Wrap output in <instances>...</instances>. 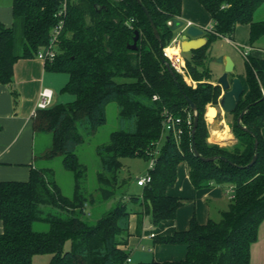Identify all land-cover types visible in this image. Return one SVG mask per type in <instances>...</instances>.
<instances>
[{
    "label": "trees",
    "instance_id": "16d2710c",
    "mask_svg": "<svg viewBox=\"0 0 264 264\" xmlns=\"http://www.w3.org/2000/svg\"><path fill=\"white\" fill-rule=\"evenodd\" d=\"M139 1L12 0L13 14L24 20V44L22 54H14L13 29L0 23V83L9 85L17 59L36 56L47 46L60 18L56 13L65 6L57 54L45 67L67 73L61 91L75 98L38 109L32 126L35 132L51 135L44 157L60 156L62 166L73 174L74 185L70 195L64 194L50 167H31L27 180H0V264H32L37 254L50 255L48 264L123 263L129 256L121 246L126 243L130 212L126 194L117 198L121 158L149 159L155 149L151 180L141 193L144 211L154 224L174 218L183 203L167 193L182 161L189 166L194 188L218 184L229 187L232 194L219 210V218L210 216L200 223L192 216L187 229L157 238L160 243L184 244V258L138 264H249L250 247L264 219V58L250 52L244 58L240 77L244 89L235 110L228 113L234 116L229 125L237 138L231 146L207 140L204 108L207 103L217 106L221 90L217 83L204 79H209L206 60L216 38L231 39L239 24H248L250 46L264 38V17H255L264 0H198L210 14L212 25L205 31L206 43L184 56L188 72L197 82L195 87L159 57L160 42L166 46L180 25L182 0ZM143 7L152 17L159 39ZM135 31L139 32L137 47L130 49L127 45ZM186 96L198 112L196 148L201 156L214 159L193 153L194 115ZM110 102L117 104L120 128L95 146L99 169L98 193L94 195L82 186L85 166L79 162L76 148L84 140L81 128L90 134L106 123ZM245 107L241 124L249 131L237 124ZM164 109L181 118L179 139L172 132H162ZM254 153L255 162L247 166ZM129 198L139 200L138 195ZM112 199L111 205L103 206ZM91 206L101 209L93 221L83 216L92 213ZM36 221L46 222L48 229L35 230Z\"/></svg>",
    "mask_w": 264,
    "mask_h": 264
},
{
    "label": "crops",
    "instance_id": "0c3cea01",
    "mask_svg": "<svg viewBox=\"0 0 264 264\" xmlns=\"http://www.w3.org/2000/svg\"><path fill=\"white\" fill-rule=\"evenodd\" d=\"M178 19L180 25L175 35L179 36L180 41L184 34L181 29L188 22L202 28L203 35L212 25L210 14L198 0H182ZM0 23L13 29V52L21 55L24 44V20L21 16L13 14L12 0H0ZM241 27L243 28L239 30ZM248 33V24H239L231 39L224 38L242 57L241 50L248 47L250 53L264 58V38L252 47L248 42ZM185 53L187 52H183V56ZM224 57V54L216 55V59L221 63L219 75L223 71ZM243 73L244 67L235 70L233 61L230 77L240 78ZM67 79V73L48 70L41 59L33 56L17 59L11 85L0 83V180L23 181L29 178L30 168L36 159L34 148L36 132L32 126V112L38 93L44 87L51 89L53 103H56ZM214 79L215 82L211 81L212 83H216V78ZM220 90L222 91L221 87ZM209 124L213 126L216 123L211 121ZM261 134L264 139V126L261 128ZM138 186L140 187L138 201L132 200L128 195L125 196L130 214L126 243L121 247L129 252L131 264L184 258L186 253L184 244L160 243L157 238L187 229L192 216L200 223L207 221L210 216L218 214L219 210L226 206L232 194L229 187L218 184L194 188L189 179V166L182 161L177 166L176 180L167 188V193L181 198L183 203L176 210L174 218L154 224L151 216L144 211L141 196L143 186ZM2 229L0 220V232ZM260 229L256 241L250 247L249 264H264V228Z\"/></svg>",
    "mask_w": 264,
    "mask_h": 264
},
{
    "label": "rangeland",
    "instance_id": "374dc122",
    "mask_svg": "<svg viewBox=\"0 0 264 264\" xmlns=\"http://www.w3.org/2000/svg\"><path fill=\"white\" fill-rule=\"evenodd\" d=\"M255 17H264V4H262L256 11ZM243 27L239 28L241 30ZM179 37V36H178ZM170 42V41H169ZM168 42V43H169ZM167 43V44H168ZM228 55L234 61L235 70L242 69L244 67V58L236 51V49L231 45V43L227 42L224 37H218L209 46L208 57L206 62L209 65V79H204V81H214V78L219 76V71L221 68V63L216 59V55ZM187 55V53H185ZM68 80V79H67ZM67 82V81H66ZM215 82V81H214ZM61 91V90H60ZM74 95L68 91H62V94H59L56 103H68L74 100ZM208 106H213L210 103H207L204 108V117H206L205 112ZM216 115L218 118V122L211 126L209 123L212 120H207L208 124V137L207 140L212 143H218L223 146H231L233 145L237 138L231 131L230 123L233 121V114H226L219 107L218 102L216 106ZM224 124L228 127L229 137L219 140L214 137L215 132L213 130H221ZM120 128L119 119H118V110L117 104L115 102H110L106 105V123L96 128L93 133H87L86 129L81 128V132L84 135V140L77 146L76 153L79 157V162L85 166V172L81 177L82 186L86 193L91 192L94 195H97L98 191L96 190L97 181H96V172L99 169V160L95 153V146L97 144H101L106 142L109 138V134L116 129ZM161 141L157 147H159ZM51 143V135L47 132H36L35 135V154L36 159L34 161L33 167L35 168H51L52 174L55 179L61 186V190L64 194L70 195L73 190L74 185V177L73 174L67 171L61 162V157L57 156L52 159H47L44 157V153L49 148ZM122 165L118 171L119 180L121 185L117 190V198L120 194L125 193L128 196L138 195L140 191V187L136 184V180L138 177H141L146 174L148 170V162L149 159L144 157H123L121 158ZM139 196V195H138ZM113 203V199L107 203H104L103 206L108 207ZM139 203H137L138 205ZM92 210V213L89 215H83L89 221H93L99 214L100 210H97L96 207L89 208ZM94 209V210H93ZM219 214L213 215L214 218H219ZM260 226H258V230L260 227L264 228V219L260 222ZM33 228L35 230H47L48 224L42 221H36L33 223ZM262 230V229H260ZM260 232V231H259ZM66 247L69 246V242L66 243ZM49 259L48 254H37L34 256L32 260V264H47Z\"/></svg>",
    "mask_w": 264,
    "mask_h": 264
},
{
    "label": "built area",
    "instance_id": "2783aa9c",
    "mask_svg": "<svg viewBox=\"0 0 264 264\" xmlns=\"http://www.w3.org/2000/svg\"><path fill=\"white\" fill-rule=\"evenodd\" d=\"M65 13V6L63 7V10L58 11L56 13L57 16H60L57 23L54 25L52 29V34L49 39V42L47 46L43 49H40L36 57L41 59L44 63L47 61H52L56 54H57V44H58V34L60 33L62 26L64 24V16ZM188 22L184 27H182L181 32H184L185 28L189 25ZM211 29V26H210ZM249 52V48H245L241 50V53L244 58L247 57V54ZM162 55L167 59L170 66L178 72L183 80L190 86L195 87L196 81L191 78L188 68L186 65L185 57L183 56V51L180 47V39L178 38V35H175L172 37L170 42L162 48ZM154 98L157 96L154 95ZM53 104V92L51 89L44 87L42 88L38 93V98L36 100L35 108L32 112V115L36 113L38 109H44L48 106ZM163 119H162V132H172L176 139H179V134L181 133L182 129L179 126V123L181 122V118L174 116L173 114L166 111V109L163 110ZM157 149H155L149 158L148 162V170L145 175L138 177L136 180L137 185L145 186L147 183L151 180V174L150 170L153 168L154 162H155V155L157 154ZM121 264H131L130 256H128L123 263Z\"/></svg>",
    "mask_w": 264,
    "mask_h": 264
},
{
    "label": "water",
    "instance_id": "95a60500",
    "mask_svg": "<svg viewBox=\"0 0 264 264\" xmlns=\"http://www.w3.org/2000/svg\"><path fill=\"white\" fill-rule=\"evenodd\" d=\"M139 1V0H138ZM140 2V1H139ZM145 14L147 15L149 22L151 24V27L153 29L154 35L159 39L158 32L156 29V26L152 20V17L150 16L148 10L143 7ZM204 34V30L194 24H189L183 34V38L180 41V47L183 52H188L192 49H196L204 45L207 41V37ZM190 37V38H188ZM139 38V32L135 31L133 41L132 43L128 44L127 47L130 49H135L137 47V39ZM160 42V41H159ZM162 44L160 42V49H159V57L161 61L167 66V68H170V64L166 60V58L162 55ZM233 70V61L230 58V56L225 55L224 57V66L223 71L221 74L216 78V83L221 87L222 91L218 98V105L222 109V111L226 114L232 112L235 110L237 103L239 101L240 95L243 92L244 86L241 81V79L238 76H232L230 77V73ZM264 97V95H263ZM186 100L188 101L190 108L194 115V121L193 126L191 128V148L193 150V153L196 156L201 157L202 159L208 160V159H214L215 157H203L198 152L196 145H195V129L198 123V112L195 103L186 96ZM246 108H243L238 117H237V124L238 126L242 127L244 130L249 131V129L241 124V118L246 111ZM218 122V118L214 117L213 122ZM254 148H257V140L255 138L254 140ZM257 154L254 153L252 159L249 161L247 166L252 165L256 160ZM231 163V162H230ZM242 167V166H239ZM135 264V263H134Z\"/></svg>",
    "mask_w": 264,
    "mask_h": 264
},
{
    "label": "bare ground",
    "instance_id": "6f19581e",
    "mask_svg": "<svg viewBox=\"0 0 264 264\" xmlns=\"http://www.w3.org/2000/svg\"><path fill=\"white\" fill-rule=\"evenodd\" d=\"M205 115H206V118L208 120H212L216 115V109L213 106H208L206 109ZM213 131H217V132H215L214 137L219 139V140H222V139L229 137L228 127L226 124H224V126L221 130H219V131L213 130Z\"/></svg>",
    "mask_w": 264,
    "mask_h": 264
}]
</instances>
